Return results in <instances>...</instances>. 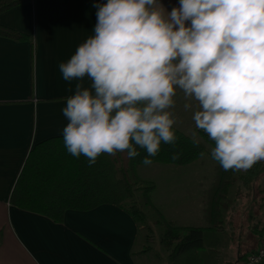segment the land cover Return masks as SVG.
I'll return each instance as SVG.
<instances>
[{"label":"clouds","instance_id":"clouds-1","mask_svg":"<svg viewBox=\"0 0 264 264\" xmlns=\"http://www.w3.org/2000/svg\"><path fill=\"white\" fill-rule=\"evenodd\" d=\"M94 7L93 35L58 66L64 81H76L62 109L68 153L91 166L102 154L134 158L138 146L151 165L162 142L177 140L180 90L225 171L264 161V0H179L170 12L159 0Z\"/></svg>","mask_w":264,"mask_h":264},{"label":"crops","instance_id":"crops-1","mask_svg":"<svg viewBox=\"0 0 264 264\" xmlns=\"http://www.w3.org/2000/svg\"><path fill=\"white\" fill-rule=\"evenodd\" d=\"M106 2L30 0L0 13L1 25L26 36L18 40L0 35V264H142L139 227L116 205L67 209L63 220L55 222L9 203L29 150L63 135L68 121L62 109L76 81H64L58 66L93 35L94 5ZM159 2L168 12L179 7L178 0ZM83 83L90 87L88 78ZM258 213L261 222L264 202ZM228 241L234 240L229 236ZM257 245L255 239L245 250Z\"/></svg>","mask_w":264,"mask_h":264},{"label":"trees","instance_id":"trees-1","mask_svg":"<svg viewBox=\"0 0 264 264\" xmlns=\"http://www.w3.org/2000/svg\"><path fill=\"white\" fill-rule=\"evenodd\" d=\"M25 1L30 0H0V13ZM0 35L18 40L26 38L24 34L1 24ZM174 130L177 136L175 144L162 142L159 153L149 159L153 162L186 164L201 157V152H209L204 142L196 144L193 138L175 127ZM210 143L214 146L213 141ZM137 151L139 155L134 158H129L127 152H118L115 156L102 154L94 165L89 166L86 157L76 158L68 153L63 135L46 138L29 150L11 190L9 203L42 214L55 222L63 220L67 209L89 210L101 204H113L127 212L137 224L143 219V214L135 195L136 190L141 188L137 187L140 180L136 169L143 165L142 161L147 156L146 151L138 146ZM173 155H178V158L173 159ZM262 170L264 165L258 162L243 174L235 176L233 170L225 171L216 162L203 209L207 225L183 227L182 234L180 228L168 222L164 227L160 240L169 250L172 264H202L203 232L219 226L220 209L224 206L221 200L226 198L228 188L238 178L246 183V178L254 177ZM261 193L259 208L264 202V190ZM251 229L258 244L264 236V226L254 224ZM1 238L0 233V242ZM256 247L242 251L235 263L228 264H243L246 255Z\"/></svg>","mask_w":264,"mask_h":264},{"label":"rangeland","instance_id":"rangeland-1","mask_svg":"<svg viewBox=\"0 0 264 264\" xmlns=\"http://www.w3.org/2000/svg\"><path fill=\"white\" fill-rule=\"evenodd\" d=\"M174 99V127L191 138L193 133H196L209 152L205 153L203 158L199 157L186 164L152 162L151 165L143 164L137 167L136 175L140 180L137 187L142 188L135 192L143 214V219L137 223L140 248L138 257L142 264H172L169 250L160 240L167 222L180 228V234L184 232L183 227L207 225L203 218V209L216 165V161L211 158L213 144L202 130L195 127L192 120L195 102H192L193 109L186 111L183 107L186 101L182 91L177 90ZM259 163L264 165V161ZM243 172L234 171L233 175L238 176ZM236 181L228 188L226 198L221 200L224 206L220 209L219 226L215 229H205L203 232L202 264H219L221 261L233 260L235 263L238 253L255 241L251 227L254 224L258 227L264 225V220L259 221L258 213L261 192L264 190V170L254 177L246 178V183L240 178ZM198 208H201V212L195 220V211ZM229 236L233 242H226Z\"/></svg>","mask_w":264,"mask_h":264},{"label":"built area","instance_id":"built-area-1","mask_svg":"<svg viewBox=\"0 0 264 264\" xmlns=\"http://www.w3.org/2000/svg\"><path fill=\"white\" fill-rule=\"evenodd\" d=\"M259 257V264L264 262V236L261 237L258 246L254 251L249 252L246 255L245 261L243 264H252L250 258Z\"/></svg>","mask_w":264,"mask_h":264}]
</instances>
